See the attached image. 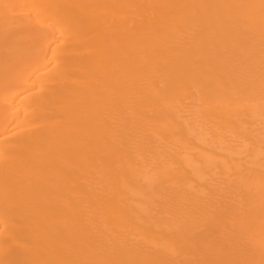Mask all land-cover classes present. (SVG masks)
Returning <instances> with one entry per match:
<instances>
[{
  "label": "bare ground",
  "instance_id": "bare-ground-1",
  "mask_svg": "<svg viewBox=\"0 0 264 264\" xmlns=\"http://www.w3.org/2000/svg\"><path fill=\"white\" fill-rule=\"evenodd\" d=\"M0 264H264V0H0Z\"/></svg>",
  "mask_w": 264,
  "mask_h": 264
}]
</instances>
